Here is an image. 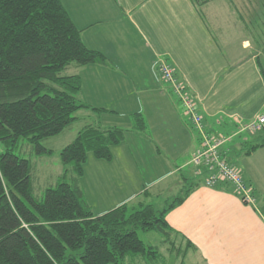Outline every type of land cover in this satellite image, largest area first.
<instances>
[{"label":"crops","instance_id":"0c3cea01","mask_svg":"<svg viewBox=\"0 0 264 264\" xmlns=\"http://www.w3.org/2000/svg\"><path fill=\"white\" fill-rule=\"evenodd\" d=\"M61 1L86 47L107 60L104 65L74 66L66 75L81 78L78 100L107 110L104 117L126 119L105 118L111 123L104 128L125 130V141L112 149V162H98L95 180L89 182L85 167L79 182L93 212L103 215L124 204H151L162 197L161 183L177 179L172 196H179V190L191 192L166 220L184 262L195 256L194 264H264V148L251 151L264 136L262 131L243 130L264 115V77L251 42L242 39L240 48H230L228 26L218 24L215 36L202 16L204 7L199 10L190 0H81L84 7L76 19ZM158 58L172 65L177 80L197 103L209 134L227 140L221 153L252 188L254 205L246 204L229 184L209 188L204 182L207 174L195 176L190 162L200 149V138L162 79ZM143 63L153 72L151 84L142 79ZM135 114L145 121L143 131L135 129ZM139 137L155 158L151 167L162 173L148 184L129 147ZM253 140L258 141L251 145ZM86 179L87 184L82 182Z\"/></svg>","mask_w":264,"mask_h":264},{"label":"trees","instance_id":"16d2710c","mask_svg":"<svg viewBox=\"0 0 264 264\" xmlns=\"http://www.w3.org/2000/svg\"><path fill=\"white\" fill-rule=\"evenodd\" d=\"M190 1L200 10L215 0ZM106 63L102 53L86 47L61 0H0V264H166L159 248L146 245L138 231L160 234L167 252L181 256L166 217L190 187L162 211L140 203L96 215L79 182H67L83 177L89 153L112 162L125 130L80 131L61 151L63 173L42 200L34 193L31 162L15 154L26 139L36 155H52L42 142L73 125L79 111L107 112L82 104L81 78L63 75L72 64ZM134 120L135 129L143 131L142 115ZM259 148L264 138L251 151ZM193 167L196 177L205 176L204 168L198 176Z\"/></svg>","mask_w":264,"mask_h":264},{"label":"rangeland","instance_id":"374dc122","mask_svg":"<svg viewBox=\"0 0 264 264\" xmlns=\"http://www.w3.org/2000/svg\"><path fill=\"white\" fill-rule=\"evenodd\" d=\"M64 2L69 7L70 11H72L75 19L77 15L78 17L79 15H81L84 7L80 4L81 0H64ZM202 16L207 23L209 30L215 36L217 35L216 32L218 24L222 23L225 27L228 26V41L230 44V48H235L236 46L240 48L241 40L248 39L249 42H251V49H253L254 54L259 56L261 67L264 70V0H217L202 8ZM233 21H235L236 24H234L235 22ZM232 39L234 42L232 41ZM143 65V70L140 67L141 74L144 75L142 79L145 83L150 82L151 84L153 83V80H151L153 72L147 71L149 68H147L144 63ZM74 66L77 65H70V67H68L63 72V75H69L71 71L73 73V69L75 68ZM146 71L149 73L148 77L146 75ZM154 81L156 82L155 79ZM82 110L84 111L76 114V117L78 118L77 121L69 128H67L61 135L44 140L42 142V145L46 149L53 152L52 155H36L34 146L31 145L26 139H21L19 142V146L15 150L16 155L29 160L32 164V183L34 193L36 197H38V199H44L46 190L57 185L58 180L63 173V163L60 157L61 151L74 141L80 131H82L86 126H95L106 129L104 127H107V125H109L112 121L118 122L121 120H126L122 116L112 115L113 117H104V115L102 116L101 114L93 113L90 110ZM105 118H108V120H110L111 122L107 124ZM256 136V138L260 140L261 135L257 134ZM143 138L144 137H139L135 141H131V145L129 144V147L131 149V152H133L132 155H135V153L137 155L133 156V159L137 160V163H141L142 165L140 168L141 171L139 172L142 181L145 184H148L156 177H159V175H161L162 173L154 170V167H151L153 163H155V158L150 152H147L145 150L148 149V147ZM257 141L258 140H253L251 142V145H254L255 143H257ZM88 159L89 161L87 162L89 163H86L85 167H87V176L90 177V179H88L89 182H91L94 178L95 168L100 166L98 162L107 161L95 159L92 153H89ZM148 167L150 169H148ZM88 179L82 182H85V184H87L86 181ZM75 180L77 182H80L81 178L70 176V179L68 178L67 182H75ZM177 181V179H169L161 183L159 185L158 191L162 194V197H160L159 200L158 198H155V201L148 200V202L151 201L150 203L153 204L158 211H162L163 209L167 208L177 197L181 196L184 193L179 190V196H172L178 189ZM169 186L171 188L168 193L167 188ZM105 188L109 189L107 186H105ZM89 195L90 199L94 201L92 190L89 191ZM138 235L146 245H151L153 247L159 248L160 252L166 259V264H181V262L183 261L181 256L178 257L176 254L171 255L169 252H167L169 245H164V239L160 234L154 232L144 233L138 231ZM196 258L197 257L195 256L191 259L186 258L185 263L194 264V261L197 260Z\"/></svg>","mask_w":264,"mask_h":264},{"label":"built area","instance_id":"2783aa9c","mask_svg":"<svg viewBox=\"0 0 264 264\" xmlns=\"http://www.w3.org/2000/svg\"><path fill=\"white\" fill-rule=\"evenodd\" d=\"M156 64L162 79L171 86L174 95L183 107L186 117H188L193 129L200 137V149L191 161L197 169V175L200 176L199 168H204L207 174L204 180L206 187L214 188L219 183L229 184L241 195L246 204L254 205L255 199L252 188L245 183L240 171L231 166L221 153V148L227 140L224 138L218 139L209 134L203 117L198 111L197 103L187 92L186 86L177 80L172 65L163 58H158ZM243 130L252 134L264 132V115L257 117L246 125Z\"/></svg>","mask_w":264,"mask_h":264}]
</instances>
